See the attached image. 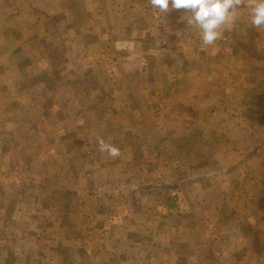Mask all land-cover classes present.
<instances>
[{"label": "rangeland", "instance_id": "374dc122", "mask_svg": "<svg viewBox=\"0 0 264 264\" xmlns=\"http://www.w3.org/2000/svg\"><path fill=\"white\" fill-rule=\"evenodd\" d=\"M187 14L0 0V264H264V30Z\"/></svg>", "mask_w": 264, "mask_h": 264}, {"label": "clouds", "instance_id": "9594fccd", "mask_svg": "<svg viewBox=\"0 0 264 264\" xmlns=\"http://www.w3.org/2000/svg\"><path fill=\"white\" fill-rule=\"evenodd\" d=\"M150 6L158 14L171 10H186L188 25L198 29L202 45H214L222 38L225 28H230L242 9L248 10L250 25L257 30H264V0H149ZM99 151L110 157H118V147L97 140Z\"/></svg>", "mask_w": 264, "mask_h": 264}, {"label": "trees", "instance_id": "16d2710c", "mask_svg": "<svg viewBox=\"0 0 264 264\" xmlns=\"http://www.w3.org/2000/svg\"><path fill=\"white\" fill-rule=\"evenodd\" d=\"M222 38H224V36ZM167 207L170 209L177 208L176 200L174 199V197H173V199H169L167 201ZM97 208H98V206H97Z\"/></svg>", "mask_w": 264, "mask_h": 264}]
</instances>
